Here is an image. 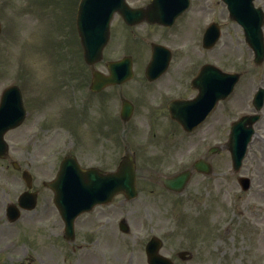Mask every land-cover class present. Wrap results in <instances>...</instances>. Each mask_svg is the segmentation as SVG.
Wrapping results in <instances>:
<instances>
[{"label": "rangeland", "instance_id": "obj_1", "mask_svg": "<svg viewBox=\"0 0 264 264\" xmlns=\"http://www.w3.org/2000/svg\"><path fill=\"white\" fill-rule=\"evenodd\" d=\"M3 1L5 4L7 3V0ZM194 1L195 4L191 9L193 17L196 18L198 24L204 25L212 16L213 11L203 8L204 0ZM27 3L30 7L32 6L31 0H27ZM56 6L58 7L55 8L57 16H59L61 5L58 2ZM215 10L218 11L219 6H215ZM215 15L218 17L219 11ZM221 22L224 23L223 39L212 55H208L207 58L218 62L225 69H245L248 72L249 69H252V65L247 64L250 50L240 38L236 37L240 35L239 29L225 19H222ZM11 38H29V27L26 26L21 30L17 23L13 24ZM15 45L16 40L7 47L9 51L6 55V62L10 65L18 59L16 49H14ZM35 53L36 50L26 47L20 55L24 60L30 80L35 73L34 65L31 62ZM2 64L8 66L4 61H0V66ZM4 66L1 68L3 70L0 82L7 81L12 77V69L9 66L4 68ZM51 73H54V70L50 68L42 75L46 79ZM243 80L245 81L241 94L242 100L238 105H235L240 96L238 95L232 103L226 106L229 118L235 114L232 109H236L237 114L239 111L247 110L248 105L245 104V100L249 99L255 87L264 84V68L261 72L248 74ZM237 114L235 115L237 116ZM262 114L263 119L256 126L258 139H264L262 133L264 131V108ZM211 137H219V135ZM193 141L198 145L201 140L199 141L196 137ZM188 143V141H182L181 166H186L188 163L189 166L195 156L202 152L197 150L195 154L193 151L187 150L186 144L188 145ZM216 143L218 142L215 140H208L204 145L209 146ZM47 149L38 148L40 153L36 155V159L44 160L47 157ZM248 151L242 167L237 173L232 170L229 152L223 151L221 155L215 156L212 158L213 174L208 176L194 174L181 193L167 195L156 185L152 187L154 192L150 194L146 190L148 187H142L146 180L141 178V183L139 182L141 190L136 199L140 201L133 202L137 212L133 215L131 228L157 234L164 240V254L182 249L192 252L191 260L182 262L175 258L176 264H264V143L261 140L256 141L253 150ZM4 164L5 162L0 161V165ZM0 170L2 169L0 168ZM53 173L54 168L51 169V166L47 164L35 166L33 170L37 184L40 180L52 176ZM239 174L248 175L252 179V184L247 191H241L237 183L236 179ZM20 189H22V183L12 179L8 172V178L0 183V197L12 199ZM39 191L41 203L52 196V192L48 189L39 188ZM120 199L121 197H118L116 200ZM145 200H158V202L156 206L150 205V211L146 212L144 208L148 203ZM226 200L230 206L224 203ZM217 202L220 204L218 205ZM224 204L226 205L225 213H223ZM217 206L220 209H217ZM29 226L32 229V222L29 223ZM31 231L38 232L37 229ZM16 234L23 237L20 232ZM46 235V232L41 234L43 238ZM37 236L36 234L34 238H31V242L30 239L26 241L33 245L19 244V255H22L23 258L27 256L32 264H38L47 256H52L55 262L61 264L63 253L59 250L49 253V248L45 243L46 239L38 242ZM14 237L15 235L3 233V236L0 235V246L8 240H15ZM0 260L12 264V260L7 256H1Z\"/></svg>", "mask_w": 264, "mask_h": 264}, {"label": "flooded vegetation", "instance_id": "obj_2", "mask_svg": "<svg viewBox=\"0 0 264 264\" xmlns=\"http://www.w3.org/2000/svg\"><path fill=\"white\" fill-rule=\"evenodd\" d=\"M182 95V97L184 98H190L192 97V95L190 93H184V94H180ZM100 217H108V213L107 212H100L99 213ZM81 230H82V234L83 236H94V241L96 240L97 235L99 234V228L97 226H94V223L91 224V220L88 219H84L81 222ZM113 247V242L107 247L108 249ZM113 264H116L115 262H112Z\"/></svg>", "mask_w": 264, "mask_h": 264}]
</instances>
